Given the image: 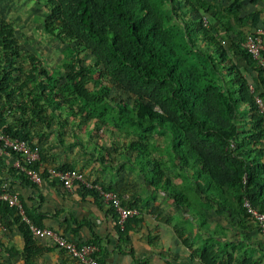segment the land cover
<instances>
[{
    "label": "trees",
    "instance_id": "1",
    "mask_svg": "<svg viewBox=\"0 0 264 264\" xmlns=\"http://www.w3.org/2000/svg\"><path fill=\"white\" fill-rule=\"evenodd\" d=\"M225 2L221 6L219 0H44L43 32L71 49L59 74L23 52L13 26L0 17V129L30 147L36 146L38 128H49L53 120L62 129L68 120L80 127L93 119L98 120L95 128L108 121L114 130L155 132L167 139L173 169L180 183L187 179L189 193L178 189L164 166L149 156L146 142L130 144L131 156L114 154L115 150L110 153L98 144L88 150V143L73 134L70 143L82 154H95L92 159L111 171L132 166L143 180L144 191L160 193L184 213L193 212L199 222L196 226L203 224L204 206L215 208L227 224L242 233L258 232L243 202L264 214L263 116L254 104V96L264 103V73L240 48L241 41L252 33L244 36L239 29L244 21L239 14L246 0ZM247 2L254 5L256 0ZM203 14L213 25L210 21L205 27ZM257 16L251 14L253 23ZM219 31L225 39L219 38ZM232 55L254 74L253 80L241 74ZM24 64H29L28 69ZM249 84L253 93L248 91ZM110 85L131 96L133 105L119 99L116 107H109ZM46 161L39 149V161L26 166L37 171ZM52 168L75 169L66 164ZM44 169L39 172L41 181L52 183ZM16 172L19 186L33 187ZM8 189L15 193L10 186ZM79 193L97 197L92 191ZM189 196L201 205L190 201ZM19 201L22 215L5 202H0V214L10 216L9 224H14L20 234L21 262L31 264L43 248L37 243L40 239L30 237L31 223ZM138 213L123 229L115 224V233H126L140 218ZM184 230L179 227L175 232L186 245L187 240L181 238ZM77 243L93 244L98 249L95 241ZM229 245L230 241L224 240L215 248L201 247V264H215L220 255L229 264L233 260L225 252ZM95 257L98 264H104L98 250ZM242 264L255 263L247 259Z\"/></svg>",
    "mask_w": 264,
    "mask_h": 264
},
{
    "label": "crops",
    "instance_id": "2",
    "mask_svg": "<svg viewBox=\"0 0 264 264\" xmlns=\"http://www.w3.org/2000/svg\"><path fill=\"white\" fill-rule=\"evenodd\" d=\"M69 144L71 145L70 140ZM12 160L13 158L10 156L0 158V183L10 186L18 195L30 223H34L33 226L51 229L68 241H95L98 245V258L101 263L201 264L202 262L198 257L200 248L205 246L215 248L224 240L230 241L229 247L225 249V252L232 255L233 258L229 264H242V261L247 259L256 263L248 254V249L254 247L255 233L259 234L255 230L242 233L227 224L225 219V226L221 221L215 225H208L205 219L206 210H203L204 218L201 219L203 231L196 230L193 232L190 230L189 232L185 229L181 234V238L187 240L186 245H184L175 232L176 224L173 218H175L176 213L167 208H147L146 205L145 209L138 210L140 211V218L131 224V227H128L129 230L126 233L119 236L115 233V214L110 208L102 205L97 197L93 198L89 194L81 196L79 191L67 193L58 182L54 181L52 183L41 181L38 185L33 184V187L31 185L19 186L15 178L18 173L15 170H10ZM91 160L95 162L93 169L97 170V175L103 169L109 173H116L117 171V169L111 171L103 167L94 158ZM61 164L70 165L73 168L77 167V164L72 160L61 163L49 162L40 166L49 168ZM93 172L94 170L90 174L93 175ZM92 177L93 180L105 184L104 187H110L126 205H135V208L138 206L139 209L140 204H145L147 201H142L147 199L149 193L147 191H144L145 194H143L121 187L111 177H100L99 175ZM193 215L197 219L194 213ZM10 220L11 218L7 214H0V264H23L20 255L23 242L15 225L9 224ZM195 237L198 238L197 241L194 239ZM37 243L43 248V251L31 264H78L65 253L55 249L49 241L40 240ZM256 244L260 245V242ZM223 261L225 260L220 255L216 258L215 264L218 262L225 264L226 262Z\"/></svg>",
    "mask_w": 264,
    "mask_h": 264
},
{
    "label": "rangeland",
    "instance_id": "3",
    "mask_svg": "<svg viewBox=\"0 0 264 264\" xmlns=\"http://www.w3.org/2000/svg\"><path fill=\"white\" fill-rule=\"evenodd\" d=\"M43 1L44 0H0V17L10 22L13 26L14 36L16 37L19 47L23 52L34 55L37 59H39V61H41L44 67H53L58 73L59 68L66 60V57H68L71 49L69 46L59 43L51 36L43 32L42 22L46 17V9L42 6ZM219 1L221 6L226 5L225 0ZM164 7L168 9L169 6L165 5ZM252 13H257L258 15L254 23L252 22ZM239 15L244 18L242 25L239 27L244 36L259 29L264 30V0H256L254 5L250 4L246 0ZM202 19L206 22L205 27H209V22L211 21L209 16L207 14H203ZM210 23L213 25L212 21ZM218 36L219 38L221 37V39L226 38V35H224L222 31H219ZM88 57L89 55L83 58L84 64L87 62ZM231 57L236 67L239 68L241 74L245 78L253 80V74L246 68L244 69V64L240 61L237 55H232ZM28 67L29 64L23 65L25 70L28 69ZM53 76H55V74ZM119 99H121V102L126 105H133V98L131 96L122 94L110 85V97L106 100V102L109 103V107H114ZM70 122L71 121L68 120V124H66L64 129L57 128V125L55 126L57 123L56 120H53L51 123L52 125L47 129L38 128L39 135L38 139L34 142V145L39 147L40 152L46 156L47 163H61L72 160L77 164V167L74 168L82 172L85 178L90 182L106 186L100 181L93 180L94 178L92 176L97 177L99 175L100 177H111L112 180H116L121 187L145 194L144 189L142 188V185L144 186L143 180H140L141 177L135 168L129 165H123L117 169L116 173H109L107 170L103 169L97 175V170H95V168L93 169L95 162L91 160L95 154L92 156L90 151L82 154L77 147L69 144V140L73 134L76 135L82 143H88V150H91L93 145L98 144L105 149H108L110 153H113L115 150L114 154L123 153L130 156L132 150L129 146L130 144H134L137 141L142 143L146 142L148 145L149 156L153 157L164 166L166 175L172 178L174 185L181 191H184V193L190 192L188 181L185 182L187 179L184 180L182 178L183 182L180 183L181 178L176 175V171L173 169V164L171 163V159L169 157L170 153L167 149V139L164 138V136L158 135L155 132L152 134H140L135 131L134 128L114 130L108 121H106L102 126L98 125L97 128H95L94 123L98 122V120L95 121L92 119L91 121H86L81 124L80 127L78 122V125H71ZM88 130H91L92 133L88 132ZM57 133H60V138H56L55 135ZM86 133L89 138L86 137ZM93 151L95 152L96 150ZM93 170V175H91L90 172ZM86 171H89V173H86ZM183 186H185V188H183ZM189 199L190 201H194L197 205L200 203L191 196H189ZM142 201H146V203L140 204L141 206H139V209L137 206L136 208L138 210L145 209V206L147 205V208H167L176 213L175 218H173L174 223L176 224L175 228L183 227L189 232L190 230L196 232V230L203 231L202 229H204V227L201 228V226H196V223L199 222L192 212L184 214V212L181 211V208L170 204V200L160 193H148L147 199H143ZM200 205L201 204H199V206ZM201 209L202 211L206 210L205 219L208 225H215L221 221L225 226V218L220 216L216 212L217 210L215 208L212 207L210 209H206L204 206H201ZM185 221L186 223H184ZM255 235L256 238L254 240V247L248 249V254L252 256V260L256 262L255 264H264V236L260 233H255ZM197 237L194 238L196 241L198 239ZM257 242H260V245H257Z\"/></svg>",
    "mask_w": 264,
    "mask_h": 264
},
{
    "label": "built area",
    "instance_id": "4",
    "mask_svg": "<svg viewBox=\"0 0 264 264\" xmlns=\"http://www.w3.org/2000/svg\"><path fill=\"white\" fill-rule=\"evenodd\" d=\"M240 48L249 55L264 73V30L259 29L247 35L241 41ZM248 91L253 93V88L250 84ZM254 104L258 112L263 116L264 128V103L259 97L254 96ZM8 156L13 158L12 169L23 174L30 183L34 185L40 184L39 172L43 170L40 164L37 171L26 166L39 161V147H30L26 142L9 137L0 129V158ZM15 156H18V158H15ZM44 170H46L49 178L58 182L60 187L67 193L81 190L94 192L100 203L113 211L119 229H123L128 219L137 217L139 214L136 208L124 206L115 192L103 189L98 183L88 181L78 170H55L52 167ZM0 202H5L9 207L15 208L19 215H22L23 211L17 194L9 192L5 183L0 184ZM243 207L256 225L258 232L264 236V214L252 208L246 201L243 202ZM28 231L31 238L49 241L55 249L65 253L78 264H98L95 257L98 249L93 244H80L68 241L48 228L28 225Z\"/></svg>",
    "mask_w": 264,
    "mask_h": 264
}]
</instances>
